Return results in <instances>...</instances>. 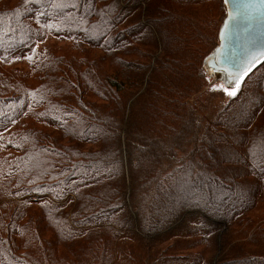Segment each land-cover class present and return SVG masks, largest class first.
I'll list each match as a JSON object with an SVG mask.
<instances>
[{
  "label": "trees",
  "instance_id": "trees-1",
  "mask_svg": "<svg viewBox=\"0 0 264 264\" xmlns=\"http://www.w3.org/2000/svg\"><path fill=\"white\" fill-rule=\"evenodd\" d=\"M122 1L0 0V264H264V66L202 98L223 0Z\"/></svg>",
  "mask_w": 264,
  "mask_h": 264
},
{
  "label": "water",
  "instance_id": "water-1",
  "mask_svg": "<svg viewBox=\"0 0 264 264\" xmlns=\"http://www.w3.org/2000/svg\"><path fill=\"white\" fill-rule=\"evenodd\" d=\"M218 44L204 58L211 85L237 89L264 65V0H223Z\"/></svg>",
  "mask_w": 264,
  "mask_h": 264
},
{
  "label": "rangeland",
  "instance_id": "rangeland-1",
  "mask_svg": "<svg viewBox=\"0 0 264 264\" xmlns=\"http://www.w3.org/2000/svg\"><path fill=\"white\" fill-rule=\"evenodd\" d=\"M122 1V0H121ZM122 4H124L123 3V1H122ZM131 4H133V6H131L130 8H138L139 6H141L144 10H145V8H146V3L144 2V1H142V2H139V1H133V2H131ZM125 6V5H124ZM128 6V5H127ZM213 7H214V5H213ZM142 9V10H143ZM143 10V11H144ZM140 10L138 9V11L137 12H139ZM142 11V12H143ZM141 11H140V15L142 16V18L139 16V18H140V21H141V23H142V25H145V26H148V28L151 30V41H153L152 39H153V36L154 37H156V40L157 41H155V44L157 43L158 44V42H159V37H158V35L155 33V30H154V28H155V24L154 23H152V21H151V24L150 25H148V24H145V22H146V19H145V17H144V15H143V13H142ZM222 14H223V17H222V20H221V24H222V22H223V20H224V18H225V15H226V11H225V7H224V10L222 11ZM221 24H220V26H221ZM220 26H219V29H220ZM212 29V26L207 30L208 32L210 31ZM219 29H218V33H219ZM153 34V35H152ZM214 38L215 39H217L216 41H215V39L214 40H212V42H209L208 43V45H206V46H203L202 47V52H203V58H202V61H201V67L203 68V60H204V58L215 48V46L218 44V35H217V37H215L214 36ZM214 41H215V43H214ZM50 44H54V43H50ZM210 45V46H209ZM213 45V46H212ZM136 46L142 51V52H140V53H138L137 55H138V57L139 58H136L135 60H137L138 62L139 61H141V63L142 64H144V65H146L147 66V68H149V70H148V74H147V77H144L145 79V81H144V85H143V87H142V89H141V91L136 95V96H138L144 89H145V87H146V85H147V81H148V77H149V75H151L150 73H151V71H152V69L154 68L153 66L155 65V62H156V58H157V56L160 54V50H161V46L159 47V50H158V52L156 53V51L157 50H153V45L152 46H150L149 47V45L148 44H146V43H143V42H140V41H138V42H136ZM56 50H57V53L59 54V50L56 48ZM78 52H80V51H78ZM138 52V51H137ZM98 55H100V53H98V52H96ZM178 53H180V51H178L177 53H176V55L178 54ZM175 56V55H174ZM264 65H262L261 67H263ZM260 67V68H261ZM49 73H50V75H52L53 77L51 78V79H49L50 80V82H44V81H46V80H39V79H35L34 78V81L33 80H31L30 78H27L26 80H25V83H26V85H28V86H30V87H37L38 85L40 86V87H42V89L44 90V91H46V92H49V91H51V88L52 87H54L55 85H58L57 84V75H56V73H54V71H49ZM171 81H170V84H172V85H177L176 83H178V82H176L175 80H173V79H170ZM207 83H208V85H210L211 84V80H210V78L207 76ZM180 85V84H179ZM182 86L185 88H182ZM211 86H214V88H213V90H212V93H209L210 91H209V89L205 92V95H203V97L202 98H207L208 97V99L209 100H211L212 102H215V101H217L218 100V96H219V94H217V92L218 91H216V90H219V88H222V89H226L224 86H223V84L222 83H220V84H218V85H215V84H212ZM195 88H196V84H193V85H191V86H189V87H187V86H184V85H181L180 86V88H179V92L180 93H178V94H180V95H182L183 97H185L186 98V100H187V102H190V101H194V99H195ZM207 88V85L204 87V89H206ZM228 90H235V89H228ZM215 91V92H214ZM136 98H133L132 99V101H134ZM218 103H214L213 105H212V107H214V106H216ZM212 109H214V108H212ZM236 201H239L238 200V197L236 198ZM239 203H241V201H239ZM258 209H259V215H260V218H259V220H260V222H262V224H264V203L262 204V205H260L259 207H258ZM221 223L219 224V222H218V224L220 225V227H221V233L220 234H222L224 231H226L227 230V226H225V224H222V223H224V222H222V221H220ZM233 240H235V239H233ZM239 243H241V242H239ZM221 252V249L219 248V251H218V254Z\"/></svg>",
  "mask_w": 264,
  "mask_h": 264
},
{
  "label": "snow or ice",
  "instance_id": "snow-or-ice-1",
  "mask_svg": "<svg viewBox=\"0 0 264 264\" xmlns=\"http://www.w3.org/2000/svg\"><path fill=\"white\" fill-rule=\"evenodd\" d=\"M225 91H226V94H228V95H235V91L234 90L225 89Z\"/></svg>",
  "mask_w": 264,
  "mask_h": 264
}]
</instances>
